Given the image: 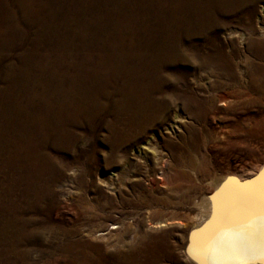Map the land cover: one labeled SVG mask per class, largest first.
<instances>
[{
  "label": "bare ground",
  "instance_id": "obj_1",
  "mask_svg": "<svg viewBox=\"0 0 264 264\" xmlns=\"http://www.w3.org/2000/svg\"><path fill=\"white\" fill-rule=\"evenodd\" d=\"M10 1L18 7L19 15ZM257 3H261V16L255 19ZM243 11H248L245 31H234L229 38L239 36L264 61V0H0V61L4 51L11 52L18 46L19 33L31 37L29 49L17 58L21 65L10 62L0 70L6 82L0 88L3 259L18 262L39 254L53 258L56 264L64 262V255H78L82 244L104 237L97 234L111 224L118 229L110 230L108 236L123 229L125 237L139 240L141 236L133 231L146 217L161 230L143 236L126 264H167L165 260L198 264L188 253L191 233L196 230H200L201 242H210L220 250L247 244L245 233L228 227L234 186L225 182L229 177L241 182L252 179L264 167L213 181L215 194L203 199L199 207L204 213L200 209L195 214L189 205L190 191L176 182L190 180V174L182 168L191 158L179 155L175 142H170L173 150L169 151L153 139L149 143L151 158L148 149L138 156L142 170L123 161L119 168L111 166L107 178L94 177L86 184L79 182L82 168L72 166L64 177L61 167L45 151L50 146L69 150L81 140V127L92 132L107 114L109 118L101 123L108 129L114 156H119L124 145L146 133L147 126L164 118L183 97L177 81L168 90L172 78L163 70L167 62L188 60L200 69L210 67L214 77L223 73L242 82L246 74L240 73L229 50L220 47L215 52L188 54L183 42L210 29L218 21V14L231 16ZM21 19L36 25L37 31L29 35L22 32ZM41 44L51 46V50L42 51ZM254 68L248 85L253 92L262 93L264 63H256ZM218 85L226 83L220 81ZM187 90L184 96L188 109L196 103L201 109L207 107L210 98L197 96L205 92L203 86ZM243 95L244 90L233 89L224 94L223 100ZM184 118L176 120L174 127L180 128ZM176 170L180 177L173 173ZM60 175L58 193L53 185ZM164 188H170L167 196L157 195ZM90 190L98 195L91 196ZM127 207L131 211H126ZM177 208L185 214L180 216ZM28 211L30 216L25 217ZM69 213L73 217L66 216ZM174 235L184 244L181 249L171 241ZM27 242L33 247L25 249ZM175 247L181 250V256ZM212 264H243V258L213 257Z\"/></svg>",
  "mask_w": 264,
  "mask_h": 264
},
{
  "label": "rangeland",
  "instance_id": "obj_2",
  "mask_svg": "<svg viewBox=\"0 0 264 264\" xmlns=\"http://www.w3.org/2000/svg\"><path fill=\"white\" fill-rule=\"evenodd\" d=\"M260 5L261 3H257L254 7L256 10L255 19L261 16ZM10 7L16 12V15H19V9L15 4L11 2ZM247 14L248 11L239 12L231 16L218 14V21L211 26H214L213 28L210 27V29L207 28L208 30L193 34L183 42L184 47H186L185 51L188 54L192 53V51L200 54L215 52L220 47L229 50L234 54L235 62L239 66V71H241L240 73L246 74L242 82H237L223 73H220L218 78L214 77L211 75L210 67L200 69L188 60L165 63L163 66L164 73L169 78H172L171 80L169 79L168 90L170 91L171 88L169 86L172 85V82L177 81L183 97L169 108L164 118H161L153 125L147 126L146 133L143 132L136 140L128 142L122 147L120 155L114 156L113 148L108 138V129L104 123H101L102 120L108 119L109 115L103 114V119L98 120L100 124L95 128L96 130L94 129L91 132L85 126L79 129L83 136L69 150L66 148L59 150L51 146L47 149L45 148V151L51 155L50 158L53 157L51 160L61 167L62 176L64 175L65 177L68 169L72 166L82 168L79 172V182L86 184L88 180L91 181L94 177L107 178L110 175L111 166L119 168L124 164L123 161L127 162V164L129 163L128 165L132 164V168L142 170L141 163L137 161L138 156L148 149V156L151 158L152 150L149 149V143L153 139L168 147L169 151L173 150L169 145L172 141L179 148V155L191 158V162L182 168L190 174V180L180 181L178 179L176 182H180L186 190L190 191L192 198L189 205L193 206L191 211L196 214L200 209L204 213V209L199 207L203 205V199L215 194V189L212 186L213 181L234 173H242V171L251 168L264 167V92H253L248 85L251 81V73L255 69V64L264 63V61L258 58L250 48H247L244 40H241L239 36L235 35L229 38L230 33L232 35L235 33L234 31L238 33L245 31ZM17 19L18 21L20 20L19 17ZM20 25L22 28L20 30L28 32V35L37 31V26L26 19H21ZM24 36L25 34L22 36V33H19L17 37L18 46L11 52H3L0 61L1 71L10 62H13L16 66L21 65L17 58L29 49V40L31 38H25ZM40 46L42 51L48 52L51 50L49 45L41 44ZM180 74L184 77L175 79L174 75L180 77ZM220 81H224L226 86H219ZM5 86L6 82L0 75V88ZM199 86H203L205 92H198V98L209 97V104L206 108L201 109L196 103L192 106V109H188L184 93L187 95V89ZM233 89L244 90L246 95L224 101V94L229 93ZM182 116L185 118L182 119L181 127H174L175 121ZM178 170L173 173L180 177ZM59 178H61V175L56 179L57 183L53 185V188L58 193L61 184L58 182ZM146 182L148 183V181ZM168 191H170V188H164V192H157V195L165 197ZM89 192L91 196L98 195L95 190H90ZM60 200L62 201V198ZM125 210L131 211V208L127 207ZM176 210L180 216L185 214L182 208H177ZM69 215L73 217L71 213L66 214V216ZM24 216H30V211ZM142 220L135 227L136 230L134 229L133 231L134 234L138 233L139 237L141 236L139 240H131L130 236L129 238L126 236V240L123 229L112 236H108L110 230L118 229L116 224H111L108 229L97 234V236L104 235V237L92 239L88 243L85 242L82 244V250L78 255H72V257L64 255V262H58L57 264H126L128 258L134 255L132 248L140 247L141 244L139 245V243L143 236H153L161 230L151 224L149 218L146 217ZM178 231H180L178 233L183 234V231ZM171 241L178 248L184 245L178 241L177 235H174ZM24 247L28 249L32 248L33 245L27 242ZM1 248L0 244V250ZM175 249L176 253L180 255L181 248L178 250L175 247ZM17 261H7L0 255V264H29L30 262V264H56L53 258L39 254H30V256L25 257L24 261ZM165 262L171 264L169 260H165Z\"/></svg>",
  "mask_w": 264,
  "mask_h": 264
},
{
  "label": "snow or ice",
  "instance_id": "obj_3",
  "mask_svg": "<svg viewBox=\"0 0 264 264\" xmlns=\"http://www.w3.org/2000/svg\"><path fill=\"white\" fill-rule=\"evenodd\" d=\"M233 185V195L229 202L228 227L243 232L247 244L243 248L220 250L212 243L200 240V230L191 233L188 253L198 264H212V258L241 256L243 264H264V170L243 182L229 177L225 185ZM215 217V207H214Z\"/></svg>",
  "mask_w": 264,
  "mask_h": 264
}]
</instances>
